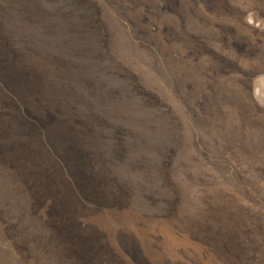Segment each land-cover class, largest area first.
Listing matches in <instances>:
<instances>
[{"label": "rangeland", "instance_id": "rangeland-1", "mask_svg": "<svg viewBox=\"0 0 264 264\" xmlns=\"http://www.w3.org/2000/svg\"><path fill=\"white\" fill-rule=\"evenodd\" d=\"M0 264H264V0H0Z\"/></svg>", "mask_w": 264, "mask_h": 264}]
</instances>
